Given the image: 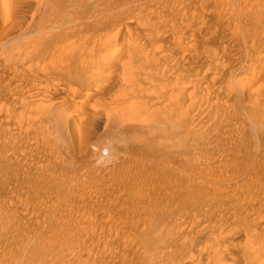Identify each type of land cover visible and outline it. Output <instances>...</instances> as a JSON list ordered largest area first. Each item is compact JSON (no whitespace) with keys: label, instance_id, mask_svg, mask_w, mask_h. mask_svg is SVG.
Returning a JSON list of instances; mask_svg holds the SVG:
<instances>
[{"label":"rangeland","instance_id":"obj_1","mask_svg":"<svg viewBox=\"0 0 264 264\" xmlns=\"http://www.w3.org/2000/svg\"><path fill=\"white\" fill-rule=\"evenodd\" d=\"M0 67V264H264V0H0Z\"/></svg>","mask_w":264,"mask_h":264},{"label":"bare ground","instance_id":"obj_2","mask_svg":"<svg viewBox=\"0 0 264 264\" xmlns=\"http://www.w3.org/2000/svg\"><path fill=\"white\" fill-rule=\"evenodd\" d=\"M1 1H2V0H1ZM198 1H199V0H198ZM204 1H206V0H204ZM204 1H201V0H200V4H201V2H204ZM198 7H199V6H198ZM260 7H261V6H260ZM262 7H263V5H262ZM194 9H195V8H194ZM261 9H262V8H261ZM258 10H259V9H258ZM258 10H257V11H258ZM259 12H260V10H259L256 14H259ZM206 13H207V12H206ZM254 14H255V13H254ZM256 14H255V15H256ZM240 16H241V15H240ZM259 16H260V15H259ZM241 17H242V16H241ZM241 17H240V18H241ZM201 18H202V16H201ZM201 18H199V19H201ZM244 18H246V17H244ZM257 19H258V18H257ZM202 20H203V18H202ZM204 21H205V19H204ZM258 21H260V20L258 19ZM198 22H200V25H201V23H203V21L201 22L200 20H198ZM204 24H206V23H204ZM204 24H203V25H204ZM198 27H200V26L198 25ZM201 27H202V26H201ZM203 28H204V26H203ZM200 29H201V28H200ZM200 29H199V30H200ZM215 29H217V28L215 27ZM215 29H214V27H213L212 31H213V30L215 31ZM214 31H213V33H215ZM216 32H217V31H216ZM109 35H111V34H109ZM109 35H108V36H106V35L103 36V39L106 38V39H104V41H105V40H106V41L103 42V43H102L101 40H100V39H102V38H99V41L101 42V44L105 45V46L102 45V48H103V47H106V49H107V48L110 49V48H112V47L114 46V45H113L114 39L111 38V36H109ZM217 35H218V33H217ZM113 36L116 37L115 34H114ZM113 36H112V37H113ZM234 36H235V35H234ZM108 37H110L109 40L107 39ZM227 37H228V36H227ZM103 39H102V40H103ZM121 39H122V42H123V43H126V44H124V45L130 44V42L128 41V40H129V37H128V38L125 37V38H121ZM209 39H210V37H209ZM1 40H2V39H1ZM132 40H133V39H132ZM193 40H195V39H193ZM230 41H231V40H230ZM127 42H128V43H127ZM131 42H132V41H131ZM120 43H121V42H120ZM122 45H123V44H122ZM130 45H131V44H130ZM134 45H135V43H134ZM136 45H137V43H136ZM138 45H140V44H138ZM225 45H226V44H225ZM225 45H224V46H225ZM127 46H128V45H127ZM127 46H126V47H127ZM114 47H116V45H115ZM117 47H118V46H117ZM138 47H139V46H138ZM142 47H143V46H142ZM72 48H73V47H72ZM102 48H101V49H102ZM132 48L134 49L135 47L133 46ZM136 48H137V47H136ZM136 48H135V49H136ZM219 48H220V47H219ZM221 48L223 49V47H221ZM225 48H226V47H225ZM108 49H107V50H108ZM127 49H128L127 51H129V48H127ZM130 49H131V47H130ZM137 49H140V48H137ZM145 49H146V48H145ZM222 49H221V51H222ZM103 50H105V49H103ZM101 51H102V50H101ZM105 51H106V50H105ZM108 51H109V50H108ZM114 51L116 52V50H114ZM127 51H126V52H127ZM133 51H134V50H133ZM223 51H224V50H223ZM103 52H104V51H103ZM128 54H130V52H128ZM128 54H127V55H128ZM202 54H203V53H202ZM132 55H134V53H132ZM213 55L216 56L215 53H214ZM213 55H212V56H213ZM125 56H126V55H125ZM208 56H211V55H208ZM127 57H128V56H127ZM133 57H134V56H133ZM216 57H217V56H216ZM128 58H129V60L131 59L130 57H128ZM211 58H212V57H211ZM218 58H219V57H218ZM155 59H156V58H155ZM213 59H215L214 56H213ZM216 59H217V58H216ZM219 59H220V58H219ZM219 59H217L216 62H219V63H220L221 60L219 61ZM129 60H128V62H129ZM157 61H158V60H157ZM124 62H126V57L123 59V63H124ZM97 63H98V62H97ZM131 63H132V62H131ZM221 63H222V62H221ZM125 64H126V63H125ZM129 64H130V63H129ZM132 64H133V63H132ZM132 64L130 65V67L132 66ZM123 65H124V64H123ZM133 65H134V64H133ZM121 66H122V65H121ZM121 66L119 67V69L117 70V72L114 74V77H115L116 79H117V78L119 79V78L121 77V76H120V77H119V76L117 77V75H121V74L123 73V72H122V68H121ZM130 67H129V68H130ZM0 68H1V67H0ZM40 68H41V67H40ZM126 68H127V67H126ZM132 68H133V66H132ZM41 69H42V68H41ZM88 69H89V68H88ZM127 69H128V68H127ZM0 70H1V69H0ZM128 70H130V69H128ZM38 71H39V70H38ZM96 71H97V70H96ZM230 71H231V70H230ZM39 72H40V71H39ZM92 72H94V71H92ZM216 73H217V72H216ZM229 73H232V72H229ZM132 74H133V73H132ZM213 75L216 76L215 74H213ZM213 75H212V76H213ZM90 76H91V75H90ZM132 76H133V75H132ZM130 77H131V76H130ZM7 78H8V77H7ZM211 78H212V77H211ZM122 79H123V78H122ZM123 81L125 82V80H123ZM57 82H58V80H56L55 78H53L52 80H50V82H49L50 85H49V86H51V88H52L51 91L48 90V91H50V94H49L50 96L52 95L51 93L54 94V93H56L57 91H60V90H61V91H60V93H61V92H62L63 90H65V89L68 90L67 87H66V88H65V87H62V88H65V89L57 90V89H59V87H60V86L57 87V89L55 88L54 85H56ZM235 82H236V81H235ZM235 82H234V83H235ZM236 83H237V82H236ZM237 84H239V83H237ZM60 85H61V84H60ZM123 85H124V84H123ZM239 85H240V84H239ZM45 86H48V85L45 84ZM129 86H130V84H129ZM129 86H128V88H129ZM235 86H237V85H235ZM240 86H241V85H240ZM15 87H16V86H15ZM44 88H45V90L47 91L46 87H44ZM47 88H48V87H47ZM49 88H50V87H49ZM60 88H61V87H60ZM232 88H233V87H232ZM237 88H238V87H237ZM122 89H123V88H122ZM122 89H121V90H122ZM43 90H44V89H43ZM45 90H44V91H45ZM126 90H127V89H126ZM46 91H45V92H46ZM95 91H97V88H94V89H93V92H95ZM65 92H66V91H65ZM67 92H68V91H67ZM67 92H66V93H67ZM91 92H92V91H91ZM123 92H124V91H123ZM38 93H39V92H38ZM32 94H33V93H32ZM47 94H48V93H47ZM63 94H64V91H63ZM67 94H68V93H67ZM87 94H88V92H87ZM89 94H90V93H89ZM30 95H31V94H30ZM42 95H43V96H46L45 93L42 94ZM65 95H66V94H65ZM90 95H91V94H90ZM63 96H64V95H63ZM86 96H87V95H86ZM87 97H89V95H88ZM60 98H61V100H62V97H59V99H60ZM84 98H85V97H84ZM84 98H82V99L84 100ZM63 99H66V98L63 97ZM82 99H77V100L74 101V102H75L76 104L79 105V104H81V102L83 101ZM85 99H86V98H85ZM83 102H84V101H83ZM85 104H86V103H85ZM89 256H90V255H89ZM159 260H161V259H159ZM230 263H231V262H229V263L227 262V263H226V261H225V262H221V261H220V264H230Z\"/></svg>","mask_w":264,"mask_h":264}]
</instances>
